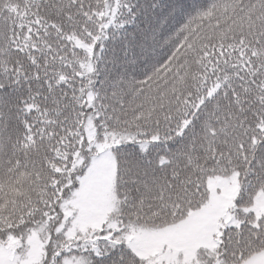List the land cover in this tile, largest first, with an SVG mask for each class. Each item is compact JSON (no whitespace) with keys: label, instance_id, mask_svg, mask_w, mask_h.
<instances>
[{"label":"snow or ice","instance_id":"6c2138e0","mask_svg":"<svg viewBox=\"0 0 264 264\" xmlns=\"http://www.w3.org/2000/svg\"><path fill=\"white\" fill-rule=\"evenodd\" d=\"M0 264H264V0H0Z\"/></svg>","mask_w":264,"mask_h":264}]
</instances>
